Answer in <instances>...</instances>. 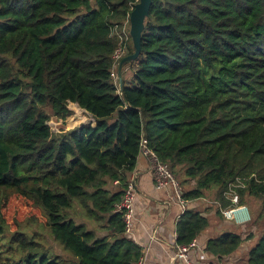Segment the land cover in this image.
<instances>
[{
  "label": "trees",
  "instance_id": "obj_1",
  "mask_svg": "<svg viewBox=\"0 0 264 264\" xmlns=\"http://www.w3.org/2000/svg\"><path fill=\"white\" fill-rule=\"evenodd\" d=\"M137 2L0 0V264H138L141 248L124 234L116 204L142 141L193 181L182 199L215 188L222 208L234 193L239 205L260 199L264 212V0H151L140 52L118 86L117 32ZM133 52L129 37L125 56ZM69 104L91 120L54 133L50 118L64 123ZM15 199L39 212L43 220L28 219L72 260L51 254L21 222L10 228L5 209ZM75 204L104 220L103 235L75 221ZM207 225L187 209L176 243ZM242 241L223 232L205 250L221 257ZM247 262L264 264V231Z\"/></svg>",
  "mask_w": 264,
  "mask_h": 264
},
{
  "label": "crops",
  "instance_id": "obj_2",
  "mask_svg": "<svg viewBox=\"0 0 264 264\" xmlns=\"http://www.w3.org/2000/svg\"><path fill=\"white\" fill-rule=\"evenodd\" d=\"M131 173L136 178V189L133 199V225L128 237L141 248L142 255L138 264H184L175 255L176 223L187 209L199 211L208 220V225L195 238L196 246L191 253L195 264H248L249 249H243V241L234 252L221 257L205 250L206 242L210 238L228 231L240 234L234 228L243 227L246 222L236 223L223 215V219L219 220L215 215V201L210 204H203L198 199L186 201L176 196V189L172 185L156 187L148 160L140 154ZM217 208L222 214V207L217 205Z\"/></svg>",
  "mask_w": 264,
  "mask_h": 264
},
{
  "label": "rangeland",
  "instance_id": "obj_3",
  "mask_svg": "<svg viewBox=\"0 0 264 264\" xmlns=\"http://www.w3.org/2000/svg\"><path fill=\"white\" fill-rule=\"evenodd\" d=\"M91 1L93 2V0ZM124 29L126 30L129 29V23L125 25ZM126 44L128 45L127 41ZM126 66H127V62L123 63L120 69V75L122 77L124 76L128 77L130 75V73L126 71L125 68ZM117 72H118L117 68H114L115 75ZM69 106L73 108L74 114L70 116L68 120L74 119L73 117H75L76 119L75 124L71 126L68 125L67 122L68 120L62 123L61 121L57 120L55 117H51L49 120V124L54 133H58L60 129H70L73 126H77L81 123H86L91 120L90 117L80 108H78L76 105L69 104ZM174 178L175 181L178 183V186L181 188V190L189 188L194 184L193 181H190V183H184L182 181V177H178L176 175H174ZM225 196H227L225 198H228L229 194H225ZM198 200H200V202H203V204H210V202L215 201L217 202V205L220 206V201H217L216 199L215 188H210L208 190H205L202 197L198 198ZM217 205H215L217 210V211L215 210L216 213L215 215L219 220H222L223 217L219 209L217 208ZM242 206L246 207L249 219L246 221L243 227L235 226L234 229L239 231L241 237L243 238V243H244L243 249L247 250L250 249L257 242L258 238L261 236V234L264 231V212L261 210L260 199L255 197L245 196ZM209 208L211 210L214 209L213 207H209ZM69 213L75 219V221H77L78 223H84L86 227L93 229L97 235L103 234L104 220H96L93 217L89 218L86 215L85 211L80 207H78L76 204L69 211ZM5 216L7 217L8 223L10 224V228H13L15 226L14 223L15 221L21 222L20 223L21 229L27 233L36 234L37 236H39V238L43 240L45 247L48 249V251L51 254L56 255L59 258L67 261L72 260V256L70 252L65 250L59 242L55 241L51 233L48 232L47 229L43 228L39 222L35 220L31 221L28 219L31 216H35L38 220H43L39 212L27 202L19 199L11 200L7 204V207L5 209Z\"/></svg>",
  "mask_w": 264,
  "mask_h": 264
},
{
  "label": "built area",
  "instance_id": "obj_4",
  "mask_svg": "<svg viewBox=\"0 0 264 264\" xmlns=\"http://www.w3.org/2000/svg\"><path fill=\"white\" fill-rule=\"evenodd\" d=\"M128 20L124 23L121 31L117 32L121 39V43L115 49L112 58V78L116 84H120V69H121V59L125 56V48L127 46L126 41L129 40V29H124L125 25L128 24ZM123 34V36H122ZM114 68H117V73L115 75ZM140 155L144 156L148 160L149 170L153 176L154 184L156 187H162L165 185H172L176 189V196L181 198V190L178 187V183L175 181L174 175L170 171L166 163H162L158 160L157 156L153 151L146 147V144L141 142ZM135 175L133 173L128 174L127 180L125 182V187L122 190L119 202L116 204V210L122 213V220L124 223V234L129 236L133 225V199L135 196L136 182ZM118 184L117 181H114ZM178 189V190H177ZM231 205L222 208V215L224 218L233 220L236 223H244L249 219L247 209L245 206L238 204V197L236 194L230 196ZM196 246V240L193 239L189 244H176L175 255L177 258L182 260L184 264H195L191 258V253Z\"/></svg>",
  "mask_w": 264,
  "mask_h": 264
},
{
  "label": "water",
  "instance_id": "obj_5",
  "mask_svg": "<svg viewBox=\"0 0 264 264\" xmlns=\"http://www.w3.org/2000/svg\"><path fill=\"white\" fill-rule=\"evenodd\" d=\"M151 0H138L129 13V35L131 37L134 52L126 55L121 59L120 65L126 63L135 57L140 52V38L143 29L144 20L148 16Z\"/></svg>",
  "mask_w": 264,
  "mask_h": 264
},
{
  "label": "bare ground",
  "instance_id": "obj_6",
  "mask_svg": "<svg viewBox=\"0 0 264 264\" xmlns=\"http://www.w3.org/2000/svg\"><path fill=\"white\" fill-rule=\"evenodd\" d=\"M179 187V186H178Z\"/></svg>",
  "mask_w": 264,
  "mask_h": 264
}]
</instances>
